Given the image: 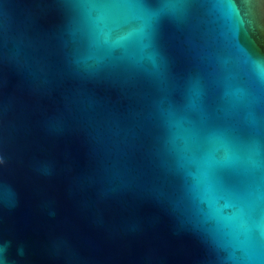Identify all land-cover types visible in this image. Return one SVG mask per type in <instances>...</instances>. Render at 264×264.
Returning a JSON list of instances; mask_svg holds the SVG:
<instances>
[{
  "label": "water",
  "instance_id": "water-1",
  "mask_svg": "<svg viewBox=\"0 0 264 264\" xmlns=\"http://www.w3.org/2000/svg\"><path fill=\"white\" fill-rule=\"evenodd\" d=\"M91 3L0 0V261L232 264L233 209L174 125L250 128L228 93L264 64V0H188L149 37L127 13L115 48Z\"/></svg>",
  "mask_w": 264,
  "mask_h": 264
},
{
  "label": "snow or ice",
  "instance_id": "snow-or-ice-1",
  "mask_svg": "<svg viewBox=\"0 0 264 264\" xmlns=\"http://www.w3.org/2000/svg\"><path fill=\"white\" fill-rule=\"evenodd\" d=\"M188 0H92L95 13L90 23L95 33L110 48L119 47L127 37L112 40L118 29L132 13L143 22L139 34L149 37L162 15L175 12ZM161 3L159 10L151 5ZM136 32L129 35H135ZM246 76L253 91H229L236 102H246L250 128L223 125L211 119L193 122L180 118L174 125L184 141L185 150L200 155V180L208 190L222 191L233 212L228 220L233 251L232 264H264V64L251 61ZM193 106L198 107L199 86L192 92ZM259 113V115L257 114ZM173 119H176L175 115ZM2 251V250H0ZM239 252L241 255L237 256ZM0 264H3L0 261Z\"/></svg>",
  "mask_w": 264,
  "mask_h": 264
}]
</instances>
